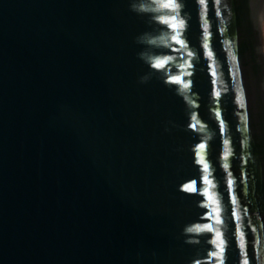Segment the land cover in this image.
Here are the masks:
<instances>
[{
    "label": "water",
    "instance_id": "1",
    "mask_svg": "<svg viewBox=\"0 0 264 264\" xmlns=\"http://www.w3.org/2000/svg\"><path fill=\"white\" fill-rule=\"evenodd\" d=\"M260 2L0 0V264H264Z\"/></svg>",
    "mask_w": 264,
    "mask_h": 264
},
{
    "label": "bare ground",
    "instance_id": "2",
    "mask_svg": "<svg viewBox=\"0 0 264 264\" xmlns=\"http://www.w3.org/2000/svg\"><path fill=\"white\" fill-rule=\"evenodd\" d=\"M256 14H257V27H258V33H259V39H260V48H261L262 56L264 60V48H263L264 46H263V41L261 37L262 26L264 23V2H260L257 4Z\"/></svg>",
    "mask_w": 264,
    "mask_h": 264
},
{
    "label": "snow or ice",
    "instance_id": "3",
    "mask_svg": "<svg viewBox=\"0 0 264 264\" xmlns=\"http://www.w3.org/2000/svg\"><path fill=\"white\" fill-rule=\"evenodd\" d=\"M204 2H205V0H200V3H201V4H203ZM217 2H218V0H217ZM168 6L175 7L176 5H168ZM173 27H176V25H173ZM159 66H160V64H157V67H159ZM186 86H187V85H186ZM200 147H201V149H203V148H204V145H201ZM201 163H203V160H201ZM204 167L207 168V164H205ZM186 187L188 188L189 191H194V190H195V189H193L192 186H190V185H188V186H186Z\"/></svg>",
    "mask_w": 264,
    "mask_h": 264
},
{
    "label": "rangeland",
    "instance_id": "4",
    "mask_svg": "<svg viewBox=\"0 0 264 264\" xmlns=\"http://www.w3.org/2000/svg\"><path fill=\"white\" fill-rule=\"evenodd\" d=\"M261 37H262L263 46H264V23H263V26H262Z\"/></svg>",
    "mask_w": 264,
    "mask_h": 264
}]
</instances>
